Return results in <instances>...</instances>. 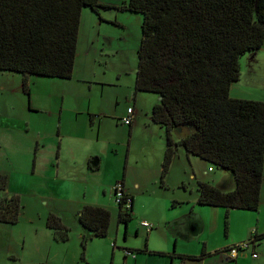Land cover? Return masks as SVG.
<instances>
[{
  "label": "trees",
  "instance_id": "16d2710c",
  "mask_svg": "<svg viewBox=\"0 0 264 264\" xmlns=\"http://www.w3.org/2000/svg\"><path fill=\"white\" fill-rule=\"evenodd\" d=\"M85 6L99 13L111 5L0 0V69L21 72L25 89L28 74L71 77ZM112 6L142 14L134 91L159 96L151 119L166 133L161 182L181 145L211 168L214 164L232 173L230 189L198 180V203L256 209L263 177L264 99L233 97L229 88L240 77V56L264 42V0H123ZM176 129H182L178 139ZM131 201L125 189L117 202L118 221L126 224L132 217ZM21 206L19 194L0 199V221L14 223ZM78 219L86 230L84 250L91 237L107 235L111 212L86 203ZM46 225L55 239L69 237L70 226L57 213L49 212ZM263 237L254 233L249 238Z\"/></svg>",
  "mask_w": 264,
  "mask_h": 264
},
{
  "label": "crops",
  "instance_id": "0c3cea01",
  "mask_svg": "<svg viewBox=\"0 0 264 264\" xmlns=\"http://www.w3.org/2000/svg\"><path fill=\"white\" fill-rule=\"evenodd\" d=\"M81 26L80 21L75 60L82 53L88 55L90 53L89 43L93 42L87 38L82 47ZM97 34H100V31ZM231 87L232 84L229 94L235 97L231 93ZM63 89L67 87L63 86ZM131 95L130 93V98ZM133 95L132 101L130 99L121 100L116 106H111L108 102L104 107L97 102L90 101L81 109L80 116L77 115L75 106L70 103L69 105L76 113L74 118L68 116L64 119L62 115L65 108L64 103L57 107L49 103L46 107L40 104L33 106L38 109L39 113H42L40 115L28 113L6 121L9 130L0 131V156H4L12 166L18 167L20 171L23 170L24 180L26 176H29L38 181L33 174L37 177L40 175L42 181L40 180L38 187L41 190L49 189L50 198H53L55 202H44L47 206L52 204L53 208L45 207L48 209L42 221L37 218L41 209L37 211L31 207L28 214L30 227H33L34 233H43V235L29 239L27 245L29 252H27L26 260L23 257L25 237L22 235L21 238L17 237L13 232L4 233L3 226L11 222L0 221V264H55L54 258L60 253V249H63L60 261L63 264H74V255L67 262L66 259L70 250L75 252L76 247L78 257L82 261L81 264H264V237L235 256L229 254L231 245L247 239L254 232L264 234V162L259 205L256 209L237 207L227 209L220 205L200 204L197 202L198 180L210 182L215 180L214 184L222 189H230L234 185L233 177L230 172L215 173L214 168H211L206 160L187 152L181 145L175 147L171 164L160 186L164 189L172 188L171 194H164V201L170 202L172 207L177 205L182 208L171 217L174 228L157 229V223L155 227L148 229L140 221L135 235H138L136 232L141 230H145L146 234L138 243L135 240L125 244L120 243L118 240L120 231L112 228V232H108L107 240H97L107 235L93 236L87 241L91 243V247L86 251L81 249V236L86 233V230L79 222L78 215L83 204L93 203L106 206L112 218L113 214L118 213L113 184L117 180H122L124 187L132 195L133 208V194L125 183V173L123 177H120L121 179L118 176L109 177L110 173H114L108 164L111 162L112 154L106 155L102 150L103 142L107 140V137L118 144L122 138L128 139L131 146L134 141H140L142 136L153 137V134L149 133L154 131V125L159 124L151 119V108L158 99L149 96L148 101H145L144 96L138 94L137 91ZM124 103H126L125 110H120L119 105ZM79 105L81 106V103ZM129 105L133 106L134 119L130 124H125L128 126H123L121 118L126 114ZM159 127L163 126L159 125ZM181 131L182 129L174 130L173 137L178 139ZM165 147L162 148L160 159L157 157L155 163L154 160L148 162V166L150 165V168L156 171L159 179L161 169L157 167L156 161H161L162 168ZM117 148L118 146L114 148L116 153ZM130 151L127 154V161ZM9 153L13 156L11 157ZM20 154L22 156L18 157ZM135 160L137 162L139 159ZM141 182L142 178L137 180L135 184L137 188L142 185ZM21 188L22 186L19 189H11L9 192L21 194ZM47 195L48 193L41 194L44 199H48ZM6 196L8 195L0 194V199ZM62 200H70L73 203L71 210L75 214L76 224L72 227L74 232L70 238L57 240L52 230L46 225V220L49 212L56 208L55 211L62 213L63 221L72 226L69 217L63 213V210L69 207H66ZM23 203L24 208L21 202L20 210L23 208V213H25L27 202L23 201ZM30 229L32 228H29V231ZM126 234L129 238V230ZM23 235L27 236L26 231ZM153 235L157 236L160 241L152 242ZM9 237H13L14 240L13 238L8 240ZM53 245L63 248H54L51 251L50 247ZM96 246L100 251L97 254L93 251ZM106 250L111 252L110 261L102 259ZM252 251H256L257 255L253 256Z\"/></svg>",
  "mask_w": 264,
  "mask_h": 264
},
{
  "label": "rangeland",
  "instance_id": "374dc122",
  "mask_svg": "<svg viewBox=\"0 0 264 264\" xmlns=\"http://www.w3.org/2000/svg\"><path fill=\"white\" fill-rule=\"evenodd\" d=\"M101 1L111 6L101 7L99 13H96L88 6L82 8V26L80 27V32L82 34L80 35L81 45L82 47L85 45L87 38L93 42L89 43L90 53L88 55L82 53V55L74 61V70L71 77L28 74V78H26V86L28 89H25L23 86V74L21 72L0 69L1 132L9 130V127L6 126V121L12 117L24 116L28 113L32 115L42 114L39 113L37 108L33 107L37 104L46 107L51 103L52 106L57 107L64 103L65 108L62 115L65 119L68 116L71 118L76 116L72 106L69 105L70 103L75 106L77 115L80 116L81 109L90 101L97 102L100 106L105 107L108 102L111 106H116L121 100H133V94L135 92L134 79L138 62L137 50L142 33V14L140 12L127 9L123 10L112 6L120 4L123 0ZM100 15L105 19H101ZM98 31H100V34H97ZM239 60L240 77L232 83L231 93L235 97L264 99V42L253 51H247L242 54ZM63 86H66L67 89H63ZM130 93L132 94L131 98ZM137 93L144 96L145 101H148L149 96L156 97L157 99L159 97L158 94L152 91H137ZM92 94L94 95L91 96ZM80 103L81 106L79 105ZM125 108L126 103L119 105L120 110H125ZM123 126L128 125L124 123ZM154 127V131L149 133L153 134V137H150V135L142 136L140 141H134L132 146L131 143L128 142V139L124 138H122L120 144L108 137L107 140L103 142V152L106 155L112 154L111 162L108 164L111 166L110 168L113 169L114 173H110L109 177L118 176L119 179H121L120 177H123V173H125V183L133 194V213L126 224L127 229H125V223L118 221L117 213L113 214L110 220L108 232H112V228H116L120 231L118 240L122 244L128 243L131 240H135L136 243H138L143 239L146 234L145 230L136 232L138 235H135V231L140 226L139 222L143 218L151 222L153 225L152 227H155L158 223L157 229H173L175 225L172 223L171 217L182 209L177 205L172 207L170 202L164 201V194H171L172 188H161V179H159V176H156V171L152 170L150 165L148 166L149 161L154 160L155 163L157 157L160 159V153L166 144L165 128L159 127V125H154ZM117 146L116 153L114 148ZM129 150H131V153L127 161ZM9 154L11 157L13 156L12 153ZM21 156L22 154L18 155V157ZM137 158L139 160L136 162L135 159ZM156 164L157 167L161 169V161H156ZM211 165L215 173L219 174L221 172L223 174L231 172L214 164ZM33 175L38 181L34 178L31 179L29 176H26L24 180L23 170L20 171L18 167L12 166L4 156H0V194L2 196L8 195L11 193L9 192L11 189H19L22 186V192L21 194L19 193V197L23 204V208V201L27 202L25 213H23L24 209L21 208L18 213V219L14 223H3L5 226H3L2 231L4 233L13 232L14 235L17 237L20 236V238L21 235L25 237L26 245L23 248V257L25 260L28 255L27 252H29V248L27 247L30 241L29 239L43 235V233H34L33 227H30L31 223L28 222V214L30 213L31 207L37 209V211L41 209L38 212L37 218L42 221L48 209L45 207H52V204L47 206L44 202H55L53 198H50L49 189L41 190L38 187L40 180L42 181V177L40 175L37 177L36 174ZM141 178L142 185L137 188L135 184L137 180L139 181ZM211 181L215 183V180ZM54 192L56 193V191ZM42 193H48V199L42 198ZM62 201L66 204V207H69V209L63 210V213L66 214L71 221L70 224L72 226H70L69 229L70 238L74 232L72 227L76 224L75 214H73L71 210V207L74 205L70 200ZM55 210L57 209L55 208L52 212L60 215L63 220L62 213ZM40 216H42V218H40ZM29 228L32 229L29 231ZM127 230L130 232L129 238H127ZM24 231H26L27 236L23 235ZM109 233H107V236L100 237L97 240H107ZM249 237L247 239H249ZM10 238L13 237H9L8 240H10ZM151 241H160V239L153 235ZM256 241L259 240H255L254 242ZM171 245L173 247V242ZM57 246L59 245L50 247L51 251H53L54 248H63L62 246ZM75 246H77L76 243ZM90 247L91 243L86 242L84 250L86 251V249ZM93 251L95 254L100 252L97 246ZM59 252L60 253L56 254L54 258L55 264H63V262L60 261L63 249H60ZM73 255L74 264H81L82 261L81 258L78 257L77 247L75 252H71L70 250L66 262L71 260ZM102 259L110 261L111 252L106 250Z\"/></svg>",
  "mask_w": 264,
  "mask_h": 264
},
{
  "label": "built area",
  "instance_id": "2783aa9c",
  "mask_svg": "<svg viewBox=\"0 0 264 264\" xmlns=\"http://www.w3.org/2000/svg\"><path fill=\"white\" fill-rule=\"evenodd\" d=\"M134 115H133V106L129 105L127 106V111L126 114L122 116V122L125 124H130L133 121ZM113 188H114V193H115V200L116 202H118L119 200H121L124 196V192H125V187L124 184L122 182V180H117L114 184H113ZM129 201V199L127 198V202ZM141 224H143L144 226H146L148 229L152 227V223L149 222L148 220H141ZM253 239V238H252ZM251 238L243 240L237 244H234L232 246H230L229 248V254L231 256H235L237 255L239 252H241L242 250L253 246V244L255 243L254 241H252ZM229 255V256H230ZM252 255L256 256L257 252L256 251H252Z\"/></svg>",
  "mask_w": 264,
  "mask_h": 264
},
{
  "label": "water",
  "instance_id": "95a60500",
  "mask_svg": "<svg viewBox=\"0 0 264 264\" xmlns=\"http://www.w3.org/2000/svg\"><path fill=\"white\" fill-rule=\"evenodd\" d=\"M125 226H126V224H125Z\"/></svg>",
  "mask_w": 264,
  "mask_h": 264
}]
</instances>
